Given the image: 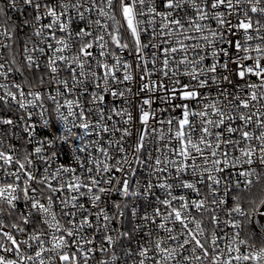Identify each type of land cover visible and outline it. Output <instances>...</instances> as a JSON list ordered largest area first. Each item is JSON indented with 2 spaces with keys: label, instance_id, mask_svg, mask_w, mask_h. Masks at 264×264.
I'll return each instance as SVG.
<instances>
[{
  "label": "snow or ice",
  "instance_id": "snow-or-ice-1",
  "mask_svg": "<svg viewBox=\"0 0 264 264\" xmlns=\"http://www.w3.org/2000/svg\"><path fill=\"white\" fill-rule=\"evenodd\" d=\"M0 264H264V0H0Z\"/></svg>",
  "mask_w": 264,
  "mask_h": 264
}]
</instances>
